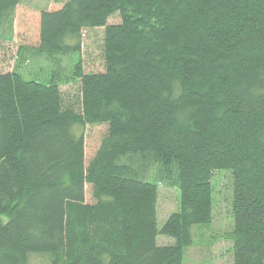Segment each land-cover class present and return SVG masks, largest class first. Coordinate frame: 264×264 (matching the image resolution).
I'll return each instance as SVG.
<instances>
[{"label": "trees", "instance_id": "obj_1", "mask_svg": "<svg viewBox=\"0 0 264 264\" xmlns=\"http://www.w3.org/2000/svg\"><path fill=\"white\" fill-rule=\"evenodd\" d=\"M38 26L19 57L45 67L0 72V264H184L221 171L231 264H264V0H66ZM159 184L179 193L160 230Z\"/></svg>", "mask_w": 264, "mask_h": 264}, {"label": "rangeland", "instance_id": "obj_2", "mask_svg": "<svg viewBox=\"0 0 264 264\" xmlns=\"http://www.w3.org/2000/svg\"><path fill=\"white\" fill-rule=\"evenodd\" d=\"M66 0H22L16 7L11 28L0 31V72L14 70L17 66L27 75L34 66L45 67L38 63L19 57V50L24 47H37L39 41V20L42 11L57 10ZM115 22V21H113ZM100 37L98 34L85 33L81 58L87 71H101L99 59ZM89 43V45H88ZM93 44V45H92ZM67 89V88H66ZM102 128H85L81 130L85 138L86 156L90 157L97 149ZM221 173V174H218ZM212 179L214 196V213L210 224L193 227V244L185 251L184 264H231L229 256L230 244L222 236L231 231L232 216L229 210L231 188L227 189L228 178L221 171ZM226 177V179H225ZM157 203V228L160 230L167 218L178 210L179 193L176 189L159 184ZM173 241L164 236L157 238L158 246L172 244ZM28 264H49L47 254H31Z\"/></svg>", "mask_w": 264, "mask_h": 264}]
</instances>
